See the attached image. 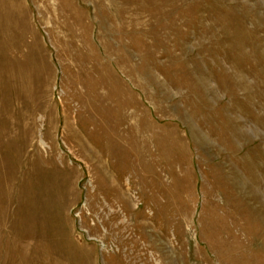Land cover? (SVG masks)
I'll use <instances>...</instances> for the list:
<instances>
[{
    "label": "rangeland",
    "instance_id": "rangeland-1",
    "mask_svg": "<svg viewBox=\"0 0 264 264\" xmlns=\"http://www.w3.org/2000/svg\"><path fill=\"white\" fill-rule=\"evenodd\" d=\"M0 264H264V0H0Z\"/></svg>",
    "mask_w": 264,
    "mask_h": 264
}]
</instances>
